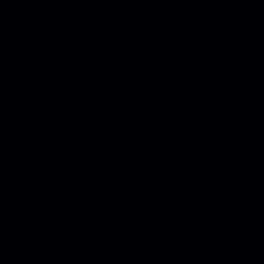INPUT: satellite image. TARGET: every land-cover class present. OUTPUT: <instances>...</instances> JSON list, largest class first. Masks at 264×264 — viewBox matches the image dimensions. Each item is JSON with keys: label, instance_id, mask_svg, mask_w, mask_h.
I'll return each mask as SVG.
<instances>
[{"label": "water", "instance_id": "water-1", "mask_svg": "<svg viewBox=\"0 0 264 264\" xmlns=\"http://www.w3.org/2000/svg\"><path fill=\"white\" fill-rule=\"evenodd\" d=\"M0 264H264V0H0Z\"/></svg>", "mask_w": 264, "mask_h": 264}]
</instances>
